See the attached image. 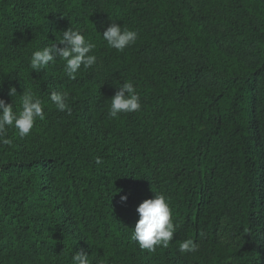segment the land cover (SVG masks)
Masks as SVG:
<instances>
[{
    "label": "trees",
    "instance_id": "1",
    "mask_svg": "<svg viewBox=\"0 0 264 264\" xmlns=\"http://www.w3.org/2000/svg\"><path fill=\"white\" fill-rule=\"evenodd\" d=\"M200 5L195 14L182 0H0V98L17 108L9 88L31 91L46 116L0 145V253L71 264L83 249L98 264L102 242L126 247L117 264H158L131 233L139 204L163 194L170 264H264V0ZM113 22L138 33L123 52L102 38ZM70 27L96 45L97 63L75 80L62 60L31 69L32 53ZM125 82L141 109L110 118ZM53 91L67 92L70 115ZM189 239L198 250L181 253Z\"/></svg>",
    "mask_w": 264,
    "mask_h": 264
},
{
    "label": "clouds",
    "instance_id": "2",
    "mask_svg": "<svg viewBox=\"0 0 264 264\" xmlns=\"http://www.w3.org/2000/svg\"><path fill=\"white\" fill-rule=\"evenodd\" d=\"M102 38L107 45L123 52L127 47L133 45L137 38L136 31L122 28L113 22L104 31ZM62 45L63 47H58ZM96 45L90 40H86L80 31L71 27L62 32L58 43H52L42 50L34 51L30 58V68L39 72L55 63L57 60L65 62V75L71 79H76V74L83 66L91 68L97 63V57L93 53ZM0 83V87H2ZM110 101V118H117L120 114L135 113L140 111L141 103L139 94L133 83L125 82L121 84ZM7 96L19 97L18 107L14 108V101L6 103L0 99V145L12 146L13 140L9 138V129L15 131L20 139L28 137L37 121L46 119L44 105L31 91H24L23 95H18L15 86H11ZM49 99L60 112L67 111L71 114L68 106L67 92L53 91ZM101 158L97 157L96 164H101ZM112 199V198H111ZM127 195L120 197L121 203L127 202ZM139 219L131 233V239L138 243L139 248L148 253H154L157 247L167 248L175 233V225L172 221V211L166 197L163 194L154 198L145 199L136 208ZM198 245L192 240H185L179 244L181 253L195 252ZM71 264H90L88 253L81 249L71 256Z\"/></svg>",
    "mask_w": 264,
    "mask_h": 264
},
{
    "label": "rangeland",
    "instance_id": "3",
    "mask_svg": "<svg viewBox=\"0 0 264 264\" xmlns=\"http://www.w3.org/2000/svg\"><path fill=\"white\" fill-rule=\"evenodd\" d=\"M182 1L185 3V6L190 11H192L195 14H201L202 8L200 5V0H182ZM32 138L41 139V138H43V136H40L38 133H32ZM67 219H69V223L71 222V225H73L71 229H72L73 233H76V236H77L78 229L76 227V224L74 223V221H72V219H70L69 215H67ZM134 245H136V244L134 243ZM136 246L139 248L138 245H136ZM136 246H135V248H136ZM14 249L15 248H13V251L15 253H13V254H10L9 251H4L3 253H0V264H19L20 262H21V264H32V263H30V258L27 256V254H25V253L19 254L17 251H15L16 249L15 250ZM117 250L112 248V246L109 243L98 242L97 248L95 250L96 254L99 257L98 264L121 263V261L127 257V252H126L127 249H126V247H122V248L117 249ZM143 251H146V250H143ZM16 252H17V254H16ZM86 252L89 255V261L91 263V261H93L94 258L91 256V253L89 251H86ZM150 254H151V257H149V258L158 259V261H157L158 264H170L169 260L166 259L165 255H164V250L162 247L158 246L156 251L154 253H150ZM132 255L135 256V254H133V253H132ZM36 258L37 257L33 258V260L37 261L38 259H36Z\"/></svg>",
    "mask_w": 264,
    "mask_h": 264
}]
</instances>
